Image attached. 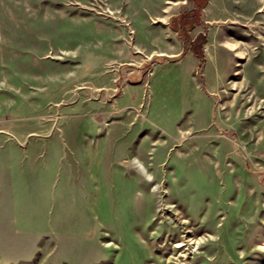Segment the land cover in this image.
<instances>
[{"label": "rangeland", "instance_id": "rangeland-1", "mask_svg": "<svg viewBox=\"0 0 264 264\" xmlns=\"http://www.w3.org/2000/svg\"><path fill=\"white\" fill-rule=\"evenodd\" d=\"M201 2L0 0V135L59 169L0 264H264V0H206L203 60Z\"/></svg>", "mask_w": 264, "mask_h": 264}, {"label": "crops", "instance_id": "crops-1", "mask_svg": "<svg viewBox=\"0 0 264 264\" xmlns=\"http://www.w3.org/2000/svg\"><path fill=\"white\" fill-rule=\"evenodd\" d=\"M1 134L6 150L3 173L6 185L3 190L0 189V195H4L3 200L0 198V210L4 209V219L14 234L43 233L36 226L39 217L37 202L42 194L43 182L52 183L55 175H59V169L55 172V158L51 154L42 162L45 152L40 147L45 141L32 135L34 133L21 134L22 140H18L12 131ZM30 219L32 227L29 226Z\"/></svg>", "mask_w": 264, "mask_h": 264}, {"label": "trees", "instance_id": "trees-1", "mask_svg": "<svg viewBox=\"0 0 264 264\" xmlns=\"http://www.w3.org/2000/svg\"><path fill=\"white\" fill-rule=\"evenodd\" d=\"M205 2L206 0H202L200 7L196 12L182 14L179 19L180 23L177 29L179 36L184 41L183 53L190 50L192 54L200 60H203L202 47L206 42L205 36L200 34L193 41H191L188 35V29L193 28L199 24V11L203 7Z\"/></svg>", "mask_w": 264, "mask_h": 264}, {"label": "clouds", "instance_id": "clouds-1", "mask_svg": "<svg viewBox=\"0 0 264 264\" xmlns=\"http://www.w3.org/2000/svg\"><path fill=\"white\" fill-rule=\"evenodd\" d=\"M134 163L136 164L139 172L144 175L146 180L150 183L154 179L153 175L147 172V169L144 167L142 162L134 161ZM153 191H155V188H153Z\"/></svg>", "mask_w": 264, "mask_h": 264}, {"label": "flooded vegetation", "instance_id": "flooded-vegetation-1", "mask_svg": "<svg viewBox=\"0 0 264 264\" xmlns=\"http://www.w3.org/2000/svg\"><path fill=\"white\" fill-rule=\"evenodd\" d=\"M192 1H194V0H192Z\"/></svg>", "mask_w": 264, "mask_h": 264}]
</instances>
